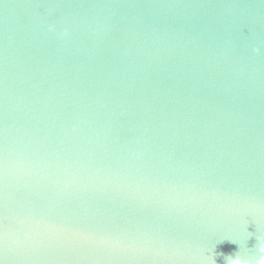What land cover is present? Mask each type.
<instances>
[{"label":"water","instance_id":"obj_1","mask_svg":"<svg viewBox=\"0 0 264 264\" xmlns=\"http://www.w3.org/2000/svg\"><path fill=\"white\" fill-rule=\"evenodd\" d=\"M256 237L264 0H0V264H227Z\"/></svg>","mask_w":264,"mask_h":264},{"label":"clouds","instance_id":"obj_2","mask_svg":"<svg viewBox=\"0 0 264 264\" xmlns=\"http://www.w3.org/2000/svg\"><path fill=\"white\" fill-rule=\"evenodd\" d=\"M249 234L251 235V233ZM256 238L258 241V255L254 261L242 258L239 252L235 257L227 256V264H264V240H261L258 237Z\"/></svg>","mask_w":264,"mask_h":264}]
</instances>
